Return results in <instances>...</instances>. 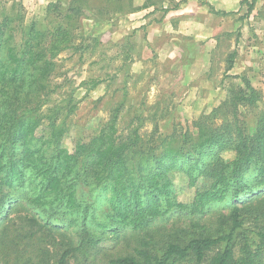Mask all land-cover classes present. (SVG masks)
<instances>
[{"label":"trees","instance_id":"obj_1","mask_svg":"<svg viewBox=\"0 0 264 264\" xmlns=\"http://www.w3.org/2000/svg\"><path fill=\"white\" fill-rule=\"evenodd\" d=\"M118 1L117 12H124ZM256 1L241 2L247 5L245 17ZM85 6L84 0L68 6L51 1L47 15L59 20L46 29L37 20L26 23L19 1L0 7V264H71L89 249L95 252L90 264H263L264 107L261 91L246 75L233 76L242 84L200 116L194 123L197 134L186 133L183 141L179 133H160L158 127L141 133V115L136 116L141 123H130L124 135L118 127L124 101L97 136L77 143L73 151L62 145L67 129L65 121L58 124V110L43 126L42 107L58 88L51 85L59 71L57 57L83 48V43L75 45L73 30ZM128 6L130 13L160 7L151 0ZM236 56L237 50L228 55L225 75ZM91 82L92 88L101 83ZM224 150L234 151L235 158L226 161ZM178 167L190 187L200 177L211 181L195 190L189 205L175 198L170 173ZM84 188L97 189L105 201L107 222L99 225L113 235L112 245L98 248L103 239L93 232L94 203L82 200ZM228 196L230 211L220 213L214 233L194 232L185 240L177 232L174 240H160L164 246L153 242L158 219L175 208L202 216ZM69 228L78 241L68 235ZM59 235L68 240L60 241ZM116 241L123 251H117Z\"/></svg>","mask_w":264,"mask_h":264},{"label":"rangeland","instance_id":"obj_2","mask_svg":"<svg viewBox=\"0 0 264 264\" xmlns=\"http://www.w3.org/2000/svg\"><path fill=\"white\" fill-rule=\"evenodd\" d=\"M14 1H19L24 6L26 23L37 20L46 29L59 20L54 14L47 15L49 3L57 0H0V7H10ZM61 1L66 6L73 2V0ZM145 1L122 0L126 10L117 12L115 6L121 1L113 0L109 4L106 0H84L87 4L84 7L85 14L79 16V23L73 30L75 45L83 43V48L78 51L65 50L57 57L59 71L51 79V85L58 88L42 107L41 114L44 126L53 117L54 110H58V124L65 121L67 129L62 145L70 151L75 149L77 143L89 142L97 136L109 120L113 109L122 101L125 104L118 127L124 135L129 133L131 126L141 123L136 119L137 115L144 118L140 132L145 135L151 134L156 127L159 128L160 133H179L182 135L181 141L186 133L196 135L198 131L194 125L195 121L203 114H209L230 96L236 85L242 84L241 79L233 78L230 74L225 75L228 65L226 55L230 49H234V46L237 47L239 35H242L239 44L242 42V45L246 43L249 46L246 50L247 61L251 59L255 65L250 67L257 69V66L260 67L259 60H264V52L261 48L253 53L257 57H250L249 52L253 37H257L259 43H264V4L259 13H254L245 19H240L241 16L234 14L235 12L228 16L218 14L206 4L204 6L207 11L199 12L196 19L189 21L181 19L178 32L175 34L161 24L160 17L163 11H167L166 8H173L177 4L180 6L182 2L188 0H151L160 7L155 9L156 6H152L135 11L140 12L136 15H131L134 12H127L129 2H133L137 7ZM200 3L204 2L200 0ZM259 5L261 4L259 3L258 7ZM225 7L234 10L236 3H227ZM150 8L153 11L146 12ZM246 12L247 5H244L241 10L244 17ZM144 19L147 22L156 20V24L162 25V30L159 32L162 35L167 34L166 39L165 36L156 35L152 41L149 40L145 31L147 24H144L145 26L141 24ZM199 21L201 24L198 23ZM171 40L175 41V48L169 47L168 42ZM198 44L216 45L215 68L208 77L192 78L186 74L187 69L183 68V63L193 60L191 51ZM166 46L164 58L159 60L158 50ZM253 71L248 75L251 77L249 81L261 91L264 107V70L262 72L259 68L256 74ZM93 80H100L101 83L92 88ZM74 105L75 108L70 112ZM246 116L249 120L252 117L248 112ZM222 156L226 161H230L235 158V152L224 150ZM185 165L187 166L186 163ZM170 174L176 200L188 205L193 201L197 188H207L211 183L209 179L200 177L196 186L190 187L188 177L181 167L172 170ZM5 189L7 191L8 188ZM80 197L84 201L94 203L93 212L96 217L92 222L93 232L103 239L98 248L112 245L113 235L99 225L107 222V216L104 215L105 201L97 197V189L84 188L80 192ZM229 197L219 204L208 206L202 216L193 217L175 208L178 211H171L165 217L158 219L154 227L153 242L164 246L165 241L160 240L166 237L174 240L176 235L180 234L186 240L194 232L209 230L214 233L218 228L217 219L220 213L230 211ZM248 224L251 225V221ZM177 232L179 234H176ZM68 235H71L74 241H78L75 230L69 228ZM140 236L148 237L146 232H142ZM58 239L67 241L68 236L59 235ZM116 242L120 243V241ZM121 243L117 248L118 252L125 249ZM237 245L239 249L241 241H237ZM94 256V250L89 249L80 254L79 259L73 258L70 263L90 264Z\"/></svg>","mask_w":264,"mask_h":264},{"label":"crops","instance_id":"obj_3","mask_svg":"<svg viewBox=\"0 0 264 264\" xmlns=\"http://www.w3.org/2000/svg\"><path fill=\"white\" fill-rule=\"evenodd\" d=\"M204 3H200V0H188L187 2H182L181 5L178 8H170L168 11H163L161 17H160V21L162 22L161 24H164L166 26V28H168L169 30L173 31L175 34L178 32V25H179V21L182 20H191V19H196L197 14L199 12H204V10L207 11V8L204 5H208L210 8L213 7L214 10L213 11H223V12H229L230 14L228 15H233L232 13L235 12L234 14H237L241 17H239L240 19H245L246 17H244V15H242L241 10L244 7L241 2L243 0H202ZM227 3H236V8L233 10L231 8H227L225 7V4ZM259 5L258 7V4ZM264 4V0H257L256 4H255V8L253 10V12L251 13V15H253L254 13H259V11L262 8V5ZM148 9V8H147ZM256 10V11H255ZM146 11V10H145ZM153 11V9H149V11L146 12H151ZM140 12H134L131 15H136ZM223 15V14H222ZM228 15H224V16H228ZM250 15V16H251ZM182 19V20H181ZM156 21V20H155ZM155 21H150L147 22L146 19H144L143 26L146 25V33H147V37L149 38V40L152 41V39L156 36V35H161V36H165L166 39V35L167 34H161L159 31L162 30V25H160L159 23L156 24L157 22ZM142 22V20H141ZM199 24H201V22H198ZM149 24V25H148ZM180 30V29H179ZM159 32V33H158ZM239 34H241L239 32ZM242 35H239V39L238 41L241 39ZM260 39L263 41V38L260 37ZM174 40V38H173ZM171 40V42H168L170 44L169 47L175 48V41ZM259 39L257 37H253V42H252V46L250 47V57L252 56H256V54H253L255 50L259 51V48H261V50L264 52V43H259L258 41ZM237 41V47L234 46V49H230L229 52L227 53V57L228 55L233 52V50H237V56L235 58V63L233 65V68L227 72V74L230 76H242V75H249L253 70V73L256 74V70H258L259 68L262 69L263 72V68H264V60H259V65L260 67H256L257 69H252L250 66L254 65L252 60L250 59L249 61H247V55H246V50L247 48H249L248 44H244L242 45L239 44V42ZM261 44V47H260ZM151 46V44H150ZM160 48V47H159ZM167 46L159 49V60H163L164 58V51L166 50ZM217 51V47L216 45H195L192 48L191 54H193V60L192 61H188V62H184L183 64V68L187 69L186 74L189 77L192 78H203V77H208L211 75L213 68H215V59H216V53ZM174 56V55H173ZM259 59V58H258ZM174 62V61H173ZM179 62V60L177 61ZM227 62V61H226ZM255 66V65H254ZM226 73V71H225ZM251 75V74H250ZM231 77V78H232ZM234 78V77H233ZM249 79H251V77L248 76ZM236 79H240V78H236Z\"/></svg>","mask_w":264,"mask_h":264}]
</instances>
